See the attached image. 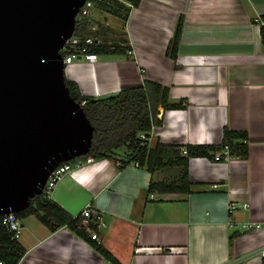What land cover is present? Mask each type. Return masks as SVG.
<instances>
[{
	"label": "crops",
	"instance_id": "obj_1",
	"mask_svg": "<svg viewBox=\"0 0 264 264\" xmlns=\"http://www.w3.org/2000/svg\"><path fill=\"white\" fill-rule=\"evenodd\" d=\"M106 14L113 16L93 10L95 28L102 16L109 27ZM263 15L264 0H141L124 36L106 33L127 40L133 58L99 56L95 64L65 67L66 79L84 96L105 98L147 80L169 90V103L187 102L183 110L158 108L162 125L153 128L152 143L220 145L225 128L248 135L246 160L190 159L188 194L155 193L151 200V180L164 179L172 169L152 176L134 163L118 169L108 159L62 178L51 198L73 217L88 205L100 213L105 228L80 217L81 227L88 238L91 229L98 232L121 264H264V231L242 228L264 223V45L256 24ZM180 16L174 60L167 50ZM20 243L26 254L19 264H109L66 227L50 232L39 224Z\"/></svg>",
	"mask_w": 264,
	"mask_h": 264
},
{
	"label": "water",
	"instance_id": "obj_2",
	"mask_svg": "<svg viewBox=\"0 0 264 264\" xmlns=\"http://www.w3.org/2000/svg\"><path fill=\"white\" fill-rule=\"evenodd\" d=\"M86 0H0V216L25 211L94 127L70 95L62 50Z\"/></svg>",
	"mask_w": 264,
	"mask_h": 264
},
{
	"label": "trees",
	"instance_id": "obj_3",
	"mask_svg": "<svg viewBox=\"0 0 264 264\" xmlns=\"http://www.w3.org/2000/svg\"><path fill=\"white\" fill-rule=\"evenodd\" d=\"M130 2L128 7L122 0H102L97 3V9L107 12L123 21H128L131 10L138 7L141 0H124ZM263 25H259L261 40L264 45V15L260 17ZM125 22V23H126ZM184 18L180 16L171 39L167 54L172 59L177 58L181 40ZM92 15L77 19L74 37L85 40L92 37L96 44L89 46V52L98 56L128 55L132 48L127 40H115L107 37V32L97 27ZM133 52V51H132ZM66 55V53H64ZM72 98L81 106L94 127L92 147L87 156L79 160L84 163L88 159L99 161L108 159L123 169L129 164L146 169L152 176L160 171L172 169L162 180L152 179L148 188L150 195L188 194L192 190L189 180L188 163L192 158H207L215 161V156L222 153L225 147L229 149V158L246 160L249 156L248 135L246 132L225 128L220 145H166L159 141L152 143V129L162 125L158 118L161 106L165 111L183 110L187 102L169 103V90L161 85L145 81L142 86L123 89L116 95L105 98L84 96L76 82L65 79ZM143 136L145 138H143ZM184 149L187 154H184ZM72 163V162H71ZM35 216L50 232H56L63 227L69 228L76 235L89 241L109 264H121L119 260L101 244L88 238L81 227L80 217H73L51 197L36 196L30 206L17 217ZM0 216V262L4 264H19L26 254V249L19 240L2 223ZM93 227V225H91ZM95 227V226H94ZM236 236V235H235ZM230 237V244L234 241Z\"/></svg>",
	"mask_w": 264,
	"mask_h": 264
},
{
	"label": "built area",
	"instance_id": "obj_4",
	"mask_svg": "<svg viewBox=\"0 0 264 264\" xmlns=\"http://www.w3.org/2000/svg\"><path fill=\"white\" fill-rule=\"evenodd\" d=\"M102 0H86L83 7L80 9L79 14L77 16V19H82L89 17L93 10L96 8L97 3ZM128 7H132L130 2L122 0ZM256 22L259 25H263V22L261 18H257ZM96 44L95 40L92 37H88L85 40H82L78 37H72L69 39L65 47L62 50V54L64 56V64L65 67L72 64L75 61H86L91 64H95L99 61V56L89 52V46ZM66 53V55H64ZM133 52L129 51L128 55H131ZM153 134V129L151 132V135ZM143 138H145L143 136ZM184 154H187L186 150L184 149ZM230 159L229 158V149L228 147H225L222 153H219L215 156L216 162L226 161ZM93 159H88L85 163L79 159L68 163H63L60 166L57 167V169L51 174L50 178L48 179L45 188H44V195L51 197L52 192L54 191L57 184L62 180L63 177L66 175H69L74 168L82 167L86 163L93 162ZM137 165V164H136ZM151 200H156L157 197L152 194L150 195ZM230 211L233 210V206H229ZM85 220V223L90 222V225L93 224L96 228H105L106 223L104 222L103 216L100 213L93 214L91 210V206H87L83 211L81 212L80 216ZM2 223L5 225V227L13 233L14 239L20 240L23 232V225L22 220L17 217V214H9L4 215L2 217ZM245 231H264V223H258L250 221L243 225L242 227ZM91 239L93 241H96L98 244H101L100 242V236L99 233L96 231H92L91 229ZM102 245V244H101ZM259 257L264 262V246L259 251ZM0 264H4L3 262H0Z\"/></svg>",
	"mask_w": 264,
	"mask_h": 264
},
{
	"label": "rangeland",
	"instance_id": "obj_5",
	"mask_svg": "<svg viewBox=\"0 0 264 264\" xmlns=\"http://www.w3.org/2000/svg\"><path fill=\"white\" fill-rule=\"evenodd\" d=\"M102 15H103V13H102ZM105 17L107 18V23L109 24V27H108V25L105 24V19L102 16L100 19L97 20L98 28L100 29V26H102L101 29L103 31H106L107 33L109 32V35H111L112 37L115 36V38L118 37V36H116L117 33H119V35L121 34L124 36L123 33H125L127 31V22L123 21L119 18L116 19L114 16H110L107 14ZM109 28H111V29L114 28L116 30V32L113 31L114 29L111 30ZM110 30H111V32H110ZM114 57H116V56H114ZM22 222H23L25 227L23 228L21 238L23 236H25V234H27V233L29 234L30 232L35 231L36 227L39 226V224H42L35 216H30V217L24 218L22 220Z\"/></svg>",
	"mask_w": 264,
	"mask_h": 264
}]
</instances>
